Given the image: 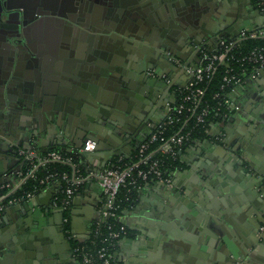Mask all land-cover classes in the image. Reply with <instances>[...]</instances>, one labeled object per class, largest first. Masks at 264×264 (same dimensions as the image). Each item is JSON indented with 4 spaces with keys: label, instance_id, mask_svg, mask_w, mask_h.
<instances>
[{
    "label": "crops",
    "instance_id": "0c3cea01",
    "mask_svg": "<svg viewBox=\"0 0 264 264\" xmlns=\"http://www.w3.org/2000/svg\"><path fill=\"white\" fill-rule=\"evenodd\" d=\"M232 5L241 10L253 27L264 25V14L258 12L255 0H233ZM214 7L221 14L227 13L226 2ZM232 21L224 18L218 27L237 31L238 25H232ZM158 24L163 25V30ZM158 24L144 20L139 28L126 25L124 33L137 40L142 50L143 46L151 48L157 40L165 39L188 62H194V47L185 38V33L189 34L183 23L172 20L168 25L162 16ZM169 29L171 32H167ZM56 36L54 33L53 39ZM212 40L205 39L209 41L206 44L216 42ZM55 44L48 41L44 50L50 51ZM84 49L82 44L79 51L84 52ZM132 57L133 64L137 57ZM34 74V70L26 73L29 78ZM37 78L44 93L53 97L56 89L53 79L42 76L41 72ZM155 86L156 82L149 84V87ZM104 94L107 99L111 97L110 92ZM230 95L237 105L234 113L227 120L211 123L208 138L196 139L183 149V166L174 170L173 185L162 180L148 181L124 209L120 218L129 231L119 239L115 249L120 264H264V105L259 101V97L264 96V70L235 86ZM110 99L112 102V97ZM123 102V108H128V102ZM72 103L67 102L70 109L74 108ZM86 109L91 114L96 108ZM255 110L257 123L251 121L252 117L256 119ZM114 120L115 125L120 126V119ZM139 123L131 122L130 132L134 133ZM10 125L9 129L0 115L2 135L5 134L9 142L28 144L24 136L16 134V124ZM34 125L39 133L36 141L41 147L56 137V132L50 131V125L43 118L38 117ZM65 129L77 130L78 127L72 125ZM137 140L122 146V153L129 155ZM104 149L112 150L106 146ZM105 156L89 157L83 163L85 176L76 189L69 213L72 232L79 239L89 236L93 219L100 216L103 191L91 171L102 167ZM24 161L19 151L11 159L1 151L0 175L12 167L22 168ZM15 172L3 175L11 187L9 193L18 186ZM59 190L60 183L55 181L41 187L32 198L18 199L7 205L0 215V264H82L73 252L65 229L64 209L57 202Z\"/></svg>",
    "mask_w": 264,
    "mask_h": 264
},
{
    "label": "water",
    "instance_id": "95a60500",
    "mask_svg": "<svg viewBox=\"0 0 264 264\" xmlns=\"http://www.w3.org/2000/svg\"><path fill=\"white\" fill-rule=\"evenodd\" d=\"M97 2H101L106 12L96 17L93 8ZM219 2L227 3L225 15L224 13L221 14V11H217V7H214ZM219 2L213 0H76L74 6L66 8L67 12L62 15L63 19L60 21L62 26L67 25V33L60 37L57 45L50 51H46L44 48L35 50L37 52L36 58L40 57L38 58L40 61L38 62L39 70H36L38 67H34V62L27 67L22 66L20 72L14 68H7L9 73L0 81V98L5 99L3 93L7 95L5 89L8 85L15 86V89L18 87L21 92H24L23 99L21 98V102L17 101V103L11 101L9 95L8 99L10 100H4L0 107V115L3 116L9 129L12 127L10 124H16L14 127L18 130L16 134L21 137L24 136L22 137L23 140L28 141V144L16 143V140L15 143L9 142L8 137L5 134L2 135L0 131V152L2 151L6 158L11 159L18 153L20 146L31 147L36 145L41 151L56 147L71 151L73 145L75 147L81 146L87 139L93 138L97 144L92 150L84 152L85 159L106 155V162L101 164L104 166L116 155L123 152L122 146L147 133V131L142 132L144 129H142L141 123L134 133L130 132L131 122L137 121L136 118H139L137 111L133 109L140 108L136 96L131 94L132 75L136 73L137 69L131 63V59H133L132 56L138 42L125 35V26L139 28L144 20L155 25L158 24V20L162 16L166 18L168 25H171L172 20H178L186 28L189 35L185 33V38L194 48L197 44L208 43L209 41H205L207 38H213L212 41H215L223 34H235L238 31L221 30L218 24L224 18L233 20L230 23L238 25L237 29L244 26L253 27L247 22L248 19L241 14V10L232 5L233 0H219ZM257 10L261 13L259 7ZM75 11L78 14H75ZM235 11L237 12L236 15L232 16ZM239 19L245 21L240 23ZM157 26L163 30V25L158 24ZM35 27L40 28L38 24ZM167 32H171V29ZM62 39L65 42L64 48L59 45ZM39 41L43 43L41 39ZM82 44L85 46L84 52L79 51ZM29 70L35 71L34 77H27L26 73ZM38 72H41L42 76L52 78L56 89L53 97L49 100L50 107L40 110L30 106L27 110L24 103L29 101L30 95L27 94L33 90L32 84L34 83V90L41 89L43 93V87L36 74ZM177 72L178 70H172L171 74L174 80L172 79L166 88L167 92L170 91L178 78ZM72 89L73 91L70 92ZM105 92L111 93L112 102L111 97L108 99L103 97ZM121 96L130 105L128 109L119 111L115 109L119 108L116 105V99L121 98ZM259 99L264 105V96L259 97ZM43 100L45 98H40L39 104ZM67 102H74L72 103L74 108L70 109ZM261 103L256 102L257 105ZM15 104L18 107L16 109L14 108ZM52 107L53 109H51ZM87 107L92 110L96 109L89 114ZM81 111L86 112L83 115ZM253 113L256 115V119L252 117L251 121L257 123L256 110ZM38 117L43 118L50 125V131L53 129V132H56V137L52 142L42 145V147L36 141L39 133L34 124ZM123 117H129V119L125 120ZM114 119H120L118 122L120 126L115 125ZM72 125H76L78 129H65V127L68 128ZM67 136L68 138L65 140ZM108 141L111 144L106 143ZM103 146L112 149L111 152L106 149L102 150ZM18 169V166L12 167L7 173L0 175V180H7L4 176L13 174L15 171L17 173Z\"/></svg>",
    "mask_w": 264,
    "mask_h": 264
},
{
    "label": "built area",
    "instance_id": "2783aa9c",
    "mask_svg": "<svg viewBox=\"0 0 264 264\" xmlns=\"http://www.w3.org/2000/svg\"><path fill=\"white\" fill-rule=\"evenodd\" d=\"M256 3L264 14V0H256ZM249 37H264V25L251 28L244 26L238 29L235 34H223L212 45H195V48H199L200 51L194 62L187 63L186 80L180 84L177 82V89L173 92V97L166 103L164 116L159 120L150 122L146 135L137 140L134 146L135 151L133 149L128 155V157H131V161L121 163L120 160L127 156L121 153L116 155V161H114V157L98 170L91 171L96 176L103 191L100 218L116 215L115 209L118 206L119 192L121 187L127 183L136 184L142 178L146 182L151 181L149 179H154L173 185L174 171L167 173L163 158L158 156L157 152L176 155L196 127L206 126L211 122L210 112L214 109L215 99L220 95L221 89L229 87L231 92L235 86L243 84L248 78L256 77L264 70V42L244 49L243 42ZM178 56V63H180L181 58L185 59ZM220 67H223L224 73L219 82V89L213 92L212 95H208L207 88L214 80ZM170 80L172 78H168V81ZM226 101L230 112H225L222 121L231 117L235 108H237L231 95L226 98ZM172 122H178L180 129L176 133L167 134L165 126ZM96 144V140L89 138L83 145L73 147L72 150L84 154L86 150H92ZM19 152L24 157V163L28 164V168L27 170H24L23 167L18 169L16 173L17 188L29 176L35 175L36 169L41 165H47L54 160L73 161V157L65 155L62 149L50 148L41 151L38 147L32 145L31 147L21 146ZM84 176L85 174L77 172V169L74 170L72 176L66 171L62 173L48 172L40 177L38 186L27 191L22 197H10L9 195L12 192L9 193V189H11L7 183L9 181L6 179L0 180V189L7 188L5 192L0 190V215L8 204L18 199L32 198L41 187L48 186L55 181H59V193H63L62 199L58 198L57 202L63 209L70 208L76 189ZM63 180H65V185H63ZM64 220L65 222L68 221V217L65 216ZM96 223H100V219L96 220ZM109 228V233L104 238L106 239L105 242L121 238L128 233V226L125 222L118 228L112 227V225ZM67 232L70 237H75L72 228L67 229ZM95 250L96 253L87 249L84 245L73 247L74 254L81 260L82 264H92L95 259H100L101 264H115L117 256L110 245L103 243Z\"/></svg>",
    "mask_w": 264,
    "mask_h": 264
},
{
    "label": "flooded vegetation",
    "instance_id": "af4514ba",
    "mask_svg": "<svg viewBox=\"0 0 264 264\" xmlns=\"http://www.w3.org/2000/svg\"><path fill=\"white\" fill-rule=\"evenodd\" d=\"M75 2L76 0H0V81L9 73L7 68H14L17 72H20L22 66H30L33 62L34 67H38V62H40L38 58L40 57L36 58L37 52L35 50L38 51L48 47V41L56 43L55 46L57 45L60 37L64 36L68 31L67 25L62 26L60 23L63 19L62 15L67 12L66 8L68 6H74ZM93 10L96 17L106 12L101 2H97ZM75 14L78 13L75 11ZM37 24L40 26L39 29L35 27ZM54 33L57 36L53 39ZM59 45L64 48L65 42L63 39ZM140 48H142V45L138 42L133 54L134 57H137L133 62L134 67L137 69L136 73L132 75L131 94L136 96L140 107H142L136 108L139 118H136L138 120L135 122H140L143 126V131H148L150 122L161 119L164 116L166 103L173 97V92L177 89V82L180 84L186 80L188 61L181 58V64L178 63L177 56L179 55L178 57H180L183 54L178 52L176 47L165 42V39L163 41L157 40L156 44L151 46V48L148 46H143V50ZM199 51V48L198 50L194 48V57L199 54ZM5 70L6 72H4ZM36 70L38 71L39 67ZM172 70H178V78L173 83L170 91L167 92L166 88L172 82V80L168 81V78L173 79L171 77ZM154 82H156L157 86L149 87V84ZM34 88L33 83V90H30L27 94L30 95L29 103H24L27 110L30 106L40 110L48 108L50 97L44 91L42 93L41 89L34 90ZM5 92L7 95L3 93L5 99L0 98V107L3 101L9 98V95L11 96V101L16 103L17 101L21 102L24 96V92H21L19 88L18 90L15 89V86L11 87L8 85ZM39 97L45 98L40 104L38 102L40 100ZM103 97L107 99L105 94ZM119 99H116V105L126 109L122 106L125 100L124 97L121 96ZM129 105L127 103L126 107L129 108ZM16 107L17 104H15L14 108L16 109ZM144 119L147 120L144 121Z\"/></svg>",
    "mask_w": 264,
    "mask_h": 264
},
{
    "label": "trees",
    "instance_id": "16d2710c",
    "mask_svg": "<svg viewBox=\"0 0 264 264\" xmlns=\"http://www.w3.org/2000/svg\"><path fill=\"white\" fill-rule=\"evenodd\" d=\"M256 1V0H255ZM264 42V37H249L246 39L244 43V49H247L248 47H251L257 43H262ZM224 73L223 67H220L216 75L214 77V80L211 82V84L207 88V93L208 95H212L213 92L217 91L219 89V82L222 79ZM230 88H224L221 89L220 95L215 99V105L214 109L211 110L210 112V121L211 122H216V121H222L224 118L225 112H230L229 105L227 104L226 98L230 97ZM210 122V123H211ZM210 123L207 124L206 126H198L196 127L190 135V138L183 144L182 148L180 151H177L176 155H173L171 153H161L160 151L157 152L158 156H161L163 158V163L164 167L167 170V173H170L174 171L177 168H180L183 166L182 160H181V152L183 149L190 144L192 141H196V139H205L210 136L209 134V127ZM178 122H172L169 123L165 126V132L167 134H172L176 133L179 130ZM56 149H61L60 147H56ZM135 151V148H134ZM62 152L67 155V156H72L73 161H63V160H54L49 162L47 165H41L36 169V174L29 176L21 185L14 190L9 196L10 197H22L27 191L33 190L36 186L40 184V177L44 176L48 172H59L62 173L64 171L68 172L70 176H72L73 172L75 169H77V172L79 173H85V168H84V160L86 158L85 154L82 152H79L77 150H72V151H66L62 150ZM114 161H116V156L114 158ZM129 163L131 161V157L124 156L122 160H120L121 163L123 162ZM28 164L24 163L23 164V169L27 170ZM149 180H154V179H149ZM63 185H65V180L62 181ZM145 180L142 178L139 179V182L134 184V183H127L126 185L121 187V190L119 192V196L117 199V208L115 209L116 215L115 216H110L106 218H98L93 219L92 225H91V231L90 234L87 238L85 239H79L76 236H71L70 240L72 243V246L76 245H84L87 249L92 250L94 253H96V248L101 246L103 243L108 244L111 246V249L115 251L117 243L120 238L113 239V240H107L104 239L108 233H109V226L112 225V227L118 228L120 225L123 223L120 216L123 213L124 209L129 206L132 202V200L136 197L137 195V190L145 184ZM1 191L5 192L7 188L0 189ZM63 193H59V199H62ZM7 199V198H6ZM60 201V200H59ZM70 213V208L64 209V214L65 216L68 217V221L65 222V229H71V221L69 217ZM100 219V223H96V220ZM129 231V230H128ZM117 259V258H116ZM92 264H101L100 259H95ZM115 264H120L118 262V259L115 261Z\"/></svg>",
    "mask_w": 264,
    "mask_h": 264
}]
</instances>
